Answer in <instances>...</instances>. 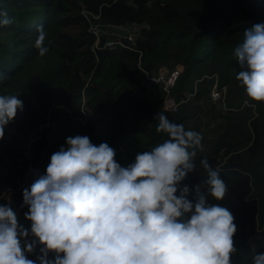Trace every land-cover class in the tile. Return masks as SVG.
Returning <instances> with one entry per match:
<instances>
[{
    "label": "trees",
    "instance_id": "trees-1",
    "mask_svg": "<svg viewBox=\"0 0 264 264\" xmlns=\"http://www.w3.org/2000/svg\"><path fill=\"white\" fill-rule=\"evenodd\" d=\"M0 6L13 21L0 27V74L7 77L0 95L23 101L0 139V205L9 204L30 229L23 189L67 148V137L106 142L126 167L168 138L156 131L163 113L203 137L197 171L180 186H189L190 200L196 185L204 191L200 161L207 159L228 188L223 200L209 203L226 207L237 227L231 264H253V247L264 252V103L251 101L236 79L234 50L246 29L264 23V0H0ZM38 26L48 34L43 57L35 47ZM114 28L136 34L126 48H104L118 39ZM177 67L171 96L185 103L168 115L150 77ZM212 75L225 89L222 104L210 101ZM44 126L49 131L26 150Z\"/></svg>",
    "mask_w": 264,
    "mask_h": 264
},
{
    "label": "clouds",
    "instance_id": "clouds-1",
    "mask_svg": "<svg viewBox=\"0 0 264 264\" xmlns=\"http://www.w3.org/2000/svg\"><path fill=\"white\" fill-rule=\"evenodd\" d=\"M12 22L0 6V27ZM37 32L35 47L43 57L48 34L43 26ZM133 36H128L131 42ZM243 37L234 50L241 69L236 79L251 101L264 103V23L246 29ZM5 79L0 74V81ZM18 110L23 101L17 95H0V139ZM158 119L156 131L168 138L137 153L126 167L106 142L97 146L88 136L67 137V148L54 152L45 173H37L23 189L21 206L28 207L24 218L30 229L18 222L9 204L0 205V264H231L237 251L234 216L209 203V198H225V181L201 159L207 173L204 191L196 185L190 200L189 186H180L197 169L202 135L163 113ZM252 251L253 264H264V252Z\"/></svg>",
    "mask_w": 264,
    "mask_h": 264
},
{
    "label": "built area",
    "instance_id": "built-area-1",
    "mask_svg": "<svg viewBox=\"0 0 264 264\" xmlns=\"http://www.w3.org/2000/svg\"><path fill=\"white\" fill-rule=\"evenodd\" d=\"M128 42H131V38L128 37L126 39V42L118 39L114 42H108L105 44L106 48L109 47H113V46H118L120 48H126V44ZM96 46V44L94 45ZM181 68H175V70L169 72V74H165L163 72L157 74L156 76L150 77V80L155 83L158 84L160 87V91L162 93V100H161V105H160V110L168 115L174 114L177 112L178 107L181 104L185 103L184 99H180V100H175L172 96H171V89L174 86L175 80L177 78V75L179 74ZM209 78V77H208ZM212 80V86H211V92L209 94V98L210 101L212 102H216L218 101L219 103H223V99H224V95H225V89L224 87H217V78L215 75L210 76V78ZM44 128H46V126H44L43 128H39L37 132H35L33 134V137L29 138V140L26 142L25 147L26 150L29 149L30 144L38 139L39 134L44 130ZM24 156L27 158L28 157V153L25 152Z\"/></svg>",
    "mask_w": 264,
    "mask_h": 264
},
{
    "label": "water",
    "instance_id": "water-1",
    "mask_svg": "<svg viewBox=\"0 0 264 264\" xmlns=\"http://www.w3.org/2000/svg\"><path fill=\"white\" fill-rule=\"evenodd\" d=\"M112 32L117 34V35H119V36H121V37H128V36H131V35L132 36L135 35L134 32H129V31H127L125 29H122V28H114L112 30Z\"/></svg>",
    "mask_w": 264,
    "mask_h": 264
},
{
    "label": "rangeland",
    "instance_id": "rangeland-1",
    "mask_svg": "<svg viewBox=\"0 0 264 264\" xmlns=\"http://www.w3.org/2000/svg\"><path fill=\"white\" fill-rule=\"evenodd\" d=\"M192 82L194 83V80H192ZM83 101H81V103H82ZM49 127H47V128H44V130L41 132V133H47L48 131H49V129H48Z\"/></svg>",
    "mask_w": 264,
    "mask_h": 264
}]
</instances>
